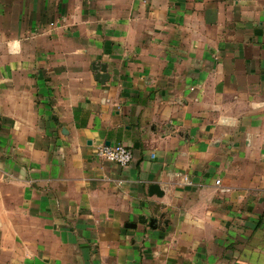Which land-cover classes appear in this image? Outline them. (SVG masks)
Wrapping results in <instances>:
<instances>
[{
	"label": "crops",
	"instance_id": "1",
	"mask_svg": "<svg viewBox=\"0 0 264 264\" xmlns=\"http://www.w3.org/2000/svg\"><path fill=\"white\" fill-rule=\"evenodd\" d=\"M0 264H264V0H0Z\"/></svg>",
	"mask_w": 264,
	"mask_h": 264
},
{
	"label": "built area",
	"instance_id": "2",
	"mask_svg": "<svg viewBox=\"0 0 264 264\" xmlns=\"http://www.w3.org/2000/svg\"><path fill=\"white\" fill-rule=\"evenodd\" d=\"M96 155L106 162L114 163L121 167H128L134 161L133 151L122 144L104 145L96 151ZM217 183L219 184L220 182L218 181Z\"/></svg>",
	"mask_w": 264,
	"mask_h": 264
},
{
	"label": "water",
	"instance_id": "3",
	"mask_svg": "<svg viewBox=\"0 0 264 264\" xmlns=\"http://www.w3.org/2000/svg\"><path fill=\"white\" fill-rule=\"evenodd\" d=\"M151 191L159 194V186L158 185H153L151 187Z\"/></svg>",
	"mask_w": 264,
	"mask_h": 264
}]
</instances>
